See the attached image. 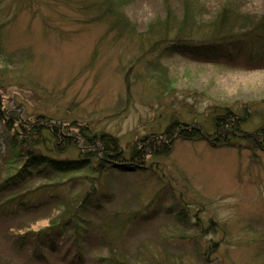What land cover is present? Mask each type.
<instances>
[{
	"label": "rangeland",
	"instance_id": "rangeland-1",
	"mask_svg": "<svg viewBox=\"0 0 264 264\" xmlns=\"http://www.w3.org/2000/svg\"><path fill=\"white\" fill-rule=\"evenodd\" d=\"M223 1L202 0L200 20L208 22ZM234 2L248 12H264V0ZM64 3L21 6L20 1L0 0V97L3 93L21 116L40 113L62 121L76 119L128 143L162 131L174 116L188 123L199 121L212 131L209 108L214 104L241 108L254 101L264 112V64L251 66L244 56L234 63L200 61L160 49L143 56L144 41L129 34L115 40L106 23H85L78 5ZM168 6L183 16L181 0H128L125 12L144 33L149 23L166 15ZM254 116L247 128L259 125L264 117ZM2 131L0 124V178L8 151ZM256 152L254 156L247 149L213 147L206 139H178L155 175L152 171L104 175L102 194L110 196L106 211L151 213L133 222L139 233L127 241L131 252L140 240L167 231L180 234L174 253L187 264H205L190 236L201 230L195 224L198 217L204 225L213 219L227 231L215 226L202 233L201 243L212 246L208 254L214 263L221 259L224 264H264V152ZM84 187L76 184L71 193ZM181 211L190 224L184 223ZM98 214H90L94 224L101 221ZM50 215L43 210L0 224V259L12 264H70L73 253L61 256L65 247L45 253L40 261L13 249L5 236L21 223L25 228L42 227ZM106 252L93 236L84 264H96L92 257Z\"/></svg>",
	"mask_w": 264,
	"mask_h": 264
},
{
	"label": "trees",
	"instance_id": "trees-1",
	"mask_svg": "<svg viewBox=\"0 0 264 264\" xmlns=\"http://www.w3.org/2000/svg\"><path fill=\"white\" fill-rule=\"evenodd\" d=\"M13 1V0H12ZM21 6L33 2L78 5L85 23L104 22L114 39L127 38L144 41L141 50L145 56L151 50H163L167 54L182 53L200 61L235 62L238 57L247 58L249 65L264 64V12L260 15L241 9L235 0H224L208 21L200 20L202 0H181L183 16L178 17L172 6L166 15L149 23L140 33L125 12L128 0H15ZM75 5V6H76ZM134 39V37H133ZM146 44L149 46L146 47ZM157 65H160L158 63ZM0 97V124L8 151L4 156V175L0 178V224L22 217L50 211L49 222L37 229L23 223L5 236L13 249L27 252L29 257L45 260V253L61 252L62 257L73 253L70 264H84V253L94 236L105 254L92 260L96 264H187L182 256L174 253L173 246L180 234L159 232L155 239L140 240L135 252L127 241L139 232L134 221L145 220L151 213L119 211L107 212L106 199L110 196L102 186V177L108 173H147L155 175L160 170L162 158L169 156L178 139H206L213 147H230L264 152V117L259 125L253 124L254 115H264L252 101L238 108L229 103L214 104L209 108V131L206 125L196 121L188 123L174 116L162 131H153L133 142L123 140L105 130H95L88 123L76 119L62 121L52 115L21 116ZM157 170V171H156ZM163 172V170H162ZM85 187L72 192L76 184ZM105 202V203H104ZM102 215L94 224L90 214ZM183 211H181V214ZM185 218V224H190ZM208 225L197 217L201 227L194 238L196 248L203 254V261L212 264L209 257L211 245L203 246L202 233L207 227L227 232L219 222ZM216 247L219 242L213 241ZM43 258V259H41ZM0 264H12L0 259ZM224 264L220 259L219 263Z\"/></svg>",
	"mask_w": 264,
	"mask_h": 264
}]
</instances>
